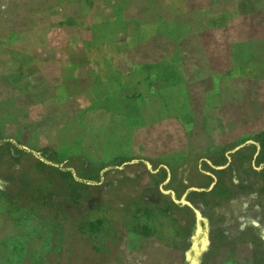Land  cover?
<instances>
[{"label":"rangeland","instance_id":"374dc122","mask_svg":"<svg viewBox=\"0 0 264 264\" xmlns=\"http://www.w3.org/2000/svg\"><path fill=\"white\" fill-rule=\"evenodd\" d=\"M187 1L154 97L33 120L0 66V264H264V0Z\"/></svg>","mask_w":264,"mask_h":264},{"label":"crops","instance_id":"0c3cea01","mask_svg":"<svg viewBox=\"0 0 264 264\" xmlns=\"http://www.w3.org/2000/svg\"><path fill=\"white\" fill-rule=\"evenodd\" d=\"M180 3L185 11L173 0L41 1L39 6L2 0L0 66L17 73L22 96L40 110L50 106L41 111L46 118L33 120L59 115L60 106L81 109L154 97L184 82L177 53L185 56L194 48L184 17L192 5L204 7ZM7 40L10 49L4 47Z\"/></svg>","mask_w":264,"mask_h":264}]
</instances>
